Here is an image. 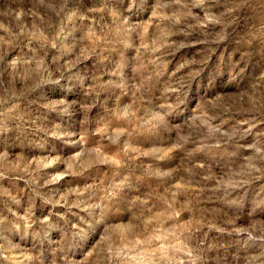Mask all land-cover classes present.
<instances>
[{
  "label": "rangeland",
  "instance_id": "1",
  "mask_svg": "<svg viewBox=\"0 0 264 264\" xmlns=\"http://www.w3.org/2000/svg\"><path fill=\"white\" fill-rule=\"evenodd\" d=\"M0 264H264V0H0Z\"/></svg>",
  "mask_w": 264,
  "mask_h": 264
}]
</instances>
